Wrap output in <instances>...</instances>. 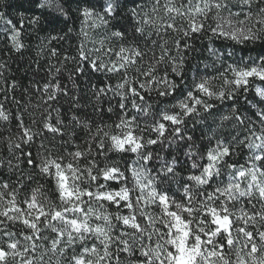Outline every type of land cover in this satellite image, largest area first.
Segmentation results:
<instances>
[{
  "label": "snow or ice",
  "instance_id": "obj_1",
  "mask_svg": "<svg viewBox=\"0 0 264 264\" xmlns=\"http://www.w3.org/2000/svg\"><path fill=\"white\" fill-rule=\"evenodd\" d=\"M67 2L55 5L67 32L41 41L38 102L13 97L15 114L0 102V264H264V55L215 46L264 41V0H77L79 45L62 55ZM28 3L41 15L22 14L24 27L0 12L17 52L52 0ZM209 119L197 143L188 125Z\"/></svg>",
  "mask_w": 264,
  "mask_h": 264
},
{
  "label": "trees",
  "instance_id": "obj_2",
  "mask_svg": "<svg viewBox=\"0 0 264 264\" xmlns=\"http://www.w3.org/2000/svg\"><path fill=\"white\" fill-rule=\"evenodd\" d=\"M56 2L57 0H52L51 7H46L43 12V16L41 18L40 24L35 28H26L25 35L23 37V43L25 45L19 52L12 48L11 42L9 39L10 32L6 31L10 26L0 22V63L5 65L4 69H0V72H3L4 77L7 79V83L0 85V88H7L13 81L17 83V88L14 92H10L7 97L0 92V102H3L5 107L11 111L13 114L16 113L17 107L13 103V97L15 100H19L21 104L24 103H32L36 104L39 100V91L38 88L43 85L45 79L47 78V73L49 71V54L48 50L41 45V41H44V44H47V40L44 38L49 35V33L55 35V32H52V29L55 28L61 35L67 32V28L64 25V17L56 10ZM77 0H68L65 3V8H68L69 3L72 9V19L68 20V26L73 27L75 31L71 33V39H66L62 42H53V46L56 48H63L69 51L64 52L62 55H75L74 48L78 47L79 40L77 39V33L80 31V20L77 18V13L74 11L76 8ZM11 6L4 8L0 7V12L6 13V19H11L15 23H17L18 27H24L26 25V21L21 24L19 22V17L23 14L24 16H40L41 12L39 9L31 10L29 8L28 0H7ZM132 5H129L131 7ZM62 30V31H61ZM102 33L101 30H97L93 32V37L95 38L98 34ZM198 45L200 42H197ZM207 44V41L203 42ZM215 46L217 48H221L223 46V52L226 54L229 50L234 49L236 52V56L233 59L239 60L240 57H253L258 58L261 55H264V41H256L255 43H247L244 45H235L231 41L227 40H216ZM88 47L91 48L92 44L89 43ZM203 56H197V60L192 61L193 64L197 63L199 60H203ZM226 59L227 56H226ZM228 62L231 63L232 59H228ZM52 64H57L58 61L56 58L51 59ZM73 65L69 63L67 68H72ZM190 71L187 76V80L191 81L193 78V70L191 69V65L188 66ZM200 71H203V66L201 65ZM67 75L68 73L65 72L64 80L67 83ZM99 75V74H97ZM103 79V77H101ZM95 80V78H94ZM179 81V78H177ZM38 82V83H37ZM115 83V80L112 81ZM264 82H256L254 84H261ZM78 89L77 95H85V100L82 101V104L86 103L87 101V81L86 77L81 76L78 82ZM102 86V85H98ZM184 85H181V89ZM23 97V98H22ZM249 100L253 99L254 92L250 89L247 93H242L240 97V103L244 104V98ZM177 98H182L181 91L178 89L176 92L172 94L170 97L161 98L166 103H175ZM155 99V97H153ZM231 102H227L225 105L222 106L224 110L227 109L228 105ZM61 105L63 107L60 108V111L66 112L68 106L61 101ZM59 107V105H58ZM82 112H88L89 114L92 113L91 107H86L81 109ZM27 121V116H25ZM115 119V118H114ZM111 123V121H108ZM15 121H12L8 126L11 127ZM211 119L204 122V124H193L189 123V134L194 135L196 137L197 143H206V141H202L201 137L203 135H210L209 128L206 125H211ZM195 128V132L191 130ZM14 130V129H13ZM83 136V133H81ZM59 144V141H57ZM51 147V145H49ZM0 151H6V147L0 149ZM167 151V149H166ZM109 157L113 160H118L121 163V167L123 168L124 164H131L132 162V154L129 156L124 157L122 160L119 155L114 153H109ZM169 159H171V155H169ZM181 159L184 157L181 155ZM158 163V162H157ZM15 179V177H13ZM39 179V177L37 178ZM175 187V186H173Z\"/></svg>",
  "mask_w": 264,
  "mask_h": 264
},
{
  "label": "rangeland",
  "instance_id": "obj_3",
  "mask_svg": "<svg viewBox=\"0 0 264 264\" xmlns=\"http://www.w3.org/2000/svg\"><path fill=\"white\" fill-rule=\"evenodd\" d=\"M256 82H259V81H256Z\"/></svg>",
  "mask_w": 264,
  "mask_h": 264
}]
</instances>
